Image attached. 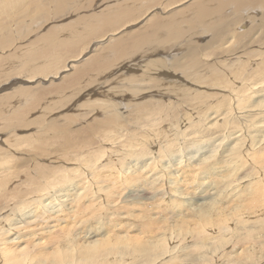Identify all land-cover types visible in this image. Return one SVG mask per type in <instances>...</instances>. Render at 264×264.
I'll list each match as a JSON object with an SVG mask.
<instances>
[{
	"label": "bare ground",
	"instance_id": "bare-ground-1",
	"mask_svg": "<svg viewBox=\"0 0 264 264\" xmlns=\"http://www.w3.org/2000/svg\"><path fill=\"white\" fill-rule=\"evenodd\" d=\"M30 1L31 0H0L1 51H5L7 48L10 49L15 44H13L15 40L12 37L6 36L5 34L9 32L8 30L12 32L11 23L13 21L16 22L18 19L17 17H20L18 20H22L21 16H25V18L27 16L28 18L33 14V16L47 14L45 16L47 18L48 13H50V4H47V2H52L51 4L54 3L59 12L63 11L66 8V5L69 3L77 4L78 0H33L32 3ZM44 1L45 4H43ZM92 1L94 0H88V4H86L89 6L88 8L97 7V2L92 4ZM153 1L150 0L148 2V0H142L138 2L140 8L144 6V9L140 13H137L139 12L137 11V7L133 9H131L132 7H128L131 9V11H128L126 6L127 9L122 7L121 9L119 8L118 11L115 10V12H113L111 15L109 14L100 16L94 23L89 24L85 34L86 36L84 38L86 41L88 39V41L91 42H93L97 37L101 38L98 40V42L103 41L107 36L110 38L109 35H115L116 32L124 28L127 24H132V19L137 17V14H140L141 16L147 15V17L151 16V11L155 7L152 5V3H156L157 5V2H160V0ZM233 1L236 4H234L236 7L235 9H241L244 8L246 1L250 0ZM257 1L264 5V0ZM176 2H181V0H170L169 5L168 2H166L168 7L166 8L169 9L173 7ZM203 3L200 5L199 3L194 5V7L197 9L196 13L194 12L196 15V21L193 22V19L195 18L193 15H191L193 16V19L189 21L190 26L188 29H186L187 31L182 30L179 25L180 22L179 24L177 22V20H180L181 18L177 19L179 16L174 14L173 16H175V19H170V30H167L164 35L161 33L160 37H164L160 40L157 36L158 39H156L159 41H153L150 39L151 41L149 43L148 40V35L154 36V34H148L152 28L154 29V32L161 30V25H158L157 21L154 20L155 22L152 21L153 23H151V26L146 27L147 31H144L145 35L147 34V36H144V32L141 30L143 34L141 37H139V39L135 37V39L133 38L129 41V38L127 37L130 43L124 40L121 41L123 36L122 38L120 37L121 40L117 38L118 41H114L110 44L109 49L112 51H107V55L110 57L113 53H116L118 55L115 57L113 56L116 61L124 59L129 60V57L134 53H139V55L142 56L140 52L145 48L146 45H150V49L154 54L160 52L165 53L164 56L166 61H169L171 57H174L172 59L174 61L171 65L168 64L169 62L167 63L160 60H153L152 63H150V61L147 63V65L150 63L148 67L143 68L144 65L140 66V63L146 64L148 61L144 60L143 58L142 59L144 61L142 62L126 65L127 69L133 68V66L137 67L136 71L139 74L137 75L139 79L133 77L132 83L129 85L130 87L128 86L130 90H134L132 87H135L141 89L143 93H155L156 96H159L160 94H163L167 91L169 93L179 94L178 91L184 90L186 92H190L193 95L192 98L194 100H198L200 102L204 101L206 98L205 92L195 95V88L193 87L177 88V80L179 79L178 77L172 78L176 80L174 82H171L170 79L165 80L163 83L159 82V73H165V75L168 76V73H170L169 67H172L173 73L182 72L187 79L192 81V86L194 87H200L199 85H219L215 86V89L228 91L230 94L236 95L237 97L235 99L234 105H229V107L221 109L220 112L211 111L207 117L206 123V127L210 128L212 125L222 122L219 124L220 129L218 131L221 134L218 136V138H214L213 140L223 141V139L227 136L234 142L232 148L223 150V154H220L216 159H213L211 156H207L197 161L198 152L194 151L188 156L177 160L176 162H170V155L164 148V145H161L162 147L156 149L152 147L154 142H150L148 137H145L142 140V151L136 148L131 149V143L129 140H125L122 143L123 147L125 148L124 150L114 149L113 147H110L109 150H104L101 148H95L92 139H89V143L85 146L87 150L92 151H90V155L88 157H86V155L85 158L82 155L84 150H79L76 153L78 148L77 146L79 145L75 141H68L62 145V147L64 148V152L70 147L67 151L69 155L68 157H70V159H56L53 162H50L51 166H49L53 169L52 172L49 170L43 171L41 174L34 173L35 176H32L30 180L28 179L29 182L28 180L25 181L28 183V185L31 184L32 187L30 186V189L24 193L21 191L19 196H15L18 197L17 200L7 202L8 199H4V196H8L7 193L4 192L2 195L1 204H4L5 206L0 209V264H135L137 262L143 261L144 259H147L150 262L149 264H154L160 260H163V262L168 261L169 257H173L175 260L180 259V257L183 255L182 252L185 251V248L195 249L197 255L202 259V261H204L214 252L220 250L226 245L227 238L225 232H227L231 227L240 228L246 233H249V229L264 230V205L262 204L263 196L254 193L259 191L256 184L257 181H250L247 183V185L241 187L243 179L250 180L255 178L252 174L253 171L256 172L255 168L259 169L257 176H260L264 179V137L263 139H259V134H264V102L261 101V95L258 90V78L256 71L252 73L248 79H245L244 75L247 72V70L245 71V63H237L239 66L235 67L231 72L232 67L236 65L235 63L222 60L223 62H218V64L217 62H214V64H203L201 62V53L198 54L199 51L206 50L210 45H218L219 48L225 46V51L228 50V52L233 51L236 52L235 54H242L241 57L244 58V56L249 53L246 51L248 45H255L259 42L257 39L254 42H251L257 25L256 23L255 25L252 24V27H247V30L241 32L242 34L235 32L233 29L235 28V25L244 18V14L238 15L231 20L227 17L230 21H226V23L223 25V28L217 23V21L213 22V24H210V19H218V16L212 15L210 9L208 8V5L210 6V4H205L207 6L206 7ZM119 6L120 5H118V7ZM212 6L214 7V5ZM161 8H165V6ZM135 11H137V14ZM184 11V15L188 14V11ZM237 11L241 10H236V12ZM233 12H235V10ZM158 14L159 12H156L152 17H155V15ZM147 17L145 19H147ZM189 18L190 17H188V19ZM186 19L183 18V21H181L184 22ZM45 21L46 20L44 19V22ZM136 21L138 22L137 19ZM163 22V24H165V21ZM29 23L25 24L29 26L31 25V23ZM165 27L168 28V26ZM209 33H211V35L213 34V37H211V39L206 44L204 43L206 49L199 47L200 45H198L197 48H194V46L193 49L196 50H193L191 49V46L190 49L192 51L188 52L190 57L185 55L188 58L184 57L182 60L176 61V59H179L176 58L179 55V51L177 52L178 47H176L178 44H182V41L184 43L190 36H192V39L194 37L196 38L201 36V34L208 35ZM244 33L246 34L244 35ZM230 34L237 42L236 47H233V45L231 47L227 46L229 43L227 38ZM78 36H76V38H78ZM18 37L20 38V36ZM45 37L46 41L44 42L46 47H44V49H47L46 54L53 53L50 51V48L53 50L57 49L54 51L56 54H51V56L54 55V63L53 65L51 64L47 66L48 62L46 61L43 65L44 69L42 68L43 70L40 72L36 71V68L39 67V65L37 67L33 66L32 69H34V72L31 70V79L35 78L38 74H42L43 77L45 76L47 79L54 76L58 77L64 72V69L67 71V69L71 67V64L69 65L66 63V60H73L71 59L72 57H67L66 60H63L61 55L66 54L67 52H72V56L74 55L78 57L84 53L86 54L87 51L91 50L92 48L91 44L84 50L78 51V54L75 55V53H73L75 52L76 48L75 43L71 41L65 43V39L63 40L60 35L55 36V34L51 35V33ZM59 38L62 41H59ZM244 38L248 39L247 44H243L242 41ZM74 39H72V41ZM59 43L67 45V49L66 46L62 49V46L61 51H59ZM128 46L130 48H127ZM70 54H66V56H70ZM143 54V56H146L147 58L150 57L145 51ZM210 55V51L206 50L204 56ZM218 55L221 56L220 53H218ZM98 57L101 58L103 55H99ZM39 58L40 54L38 55V59ZM47 59H49V57ZM218 59L220 60V58ZM28 60H23L20 63H24V66H28L26 65L29 63ZM30 60L32 61V59ZM91 61L95 62L93 63L94 67L92 69L96 73L102 71L100 72L102 74L106 72V70H103L104 67L107 68L108 64H112L108 63L107 66L104 64L100 65L99 63L101 61L99 62L98 59L97 61L93 59ZM72 62L75 61L73 60L71 63ZM103 62L107 63V61ZM61 63L65 68L62 67L63 69H60L61 72L58 70V68H56L55 70H57V72H54L55 75H50L51 70L49 71L48 69L53 68L54 65L57 67L58 65H61ZM111 66L108 67L110 68ZM83 68L80 69L81 72L83 71ZM124 68L125 67L123 66L122 69ZM191 69L194 70V74L191 73ZM223 69L230 71V76L223 75ZM14 70L16 69L14 68L12 71ZM131 70H125V72H131ZM84 72L80 74L81 76L78 77L79 79H74L76 76L73 77L71 83L69 82V85L71 84V87L89 86V82L84 85H82L83 83L81 84L80 79L83 78L82 76H85V73H88ZM21 73L22 72L16 73V75L20 74L17 76V78L22 76ZM100 73L97 74V76L100 77L97 81L102 84V82H106L108 78L102 76ZM116 73L117 71L115 74ZM140 73L143 74L141 75ZM250 73L251 71L247 72V74ZM2 78L4 79L3 75L0 74V80ZM23 78L25 79V77ZM29 80L26 81L29 83ZM241 80L242 83H244L241 87L234 85L235 82H240ZM7 81V79L0 81V89L9 86V84L6 83ZM158 83L161 85V87L159 89H155L154 84L158 85ZM105 85L110 86L113 84L108 85L107 82ZM173 88L177 89L172 90ZM227 88H229L230 91ZM60 89L62 91L65 90L61 87V85ZM94 89L95 88H92L89 91L86 89V94L91 95L94 92H97L96 90L94 91ZM116 89L118 88L111 87V89L108 90L111 92L114 91V94L113 96L110 95V97L107 99H94L93 103L98 106V108H95L94 105L90 108L91 112H93H90L92 114L91 117L96 116L97 113L94 112L95 110H97V112L100 111L102 114L107 112L105 108H110L112 110V113L110 112L112 115L108 116L106 119H110L115 122L113 124L119 122V118L117 116H119V114H124V112H122L123 110L120 109L125 97L129 94H118L116 93ZM149 89L151 90L150 92H148ZM250 91L252 92V96L250 94L245 95ZM20 93H22L26 99L29 97L28 90ZM62 93L64 94V92ZM93 96L94 95L91 97ZM149 96L152 98L153 95L149 94ZM31 97L29 98L31 99ZM42 98L43 97L41 95L36 96L35 102L37 105ZM153 100L148 102L149 107H151L152 104V106H156L157 104L161 103L157 100ZM88 103L84 105L85 108H87ZM125 107L129 108V105ZM233 115H235V118L241 124L233 128H226L224 126L226 120ZM81 116H78L79 120ZM180 120V124H183L184 122L188 121V117L182 114ZM177 124L179 123L172 124L171 127L175 130V132L170 136H167L166 139H175L179 136V125ZM241 127L242 129H240ZM69 129H71L69 126H64L61 129L62 131L60 130L64 135L65 140L72 136ZM57 131L59 133V128ZM57 131L55 130V132ZM97 132L103 134V130H97ZM58 135L56 136L58 137ZM62 136L59 137L61 138ZM78 136L81 138L85 135H83V132L81 131L78 133ZM104 137L106 141H110L111 143H117V140L121 139L120 136L116 135H104ZM49 139L47 138L48 141L51 140ZM164 140L165 139L163 137V141L160 140V143L164 142ZM209 140L211 139L205 141ZM256 140L260 141L261 145L253 146ZM44 142L46 141L44 140ZM203 142L204 141H201V143ZM231 144L232 143H229L228 146ZM89 145L92 146H90L88 149L87 147ZM236 145H238L239 148L235 147ZM247 145L249 146L246 149H243ZM223 148H226V146ZM70 149H72V151ZM34 150L36 151V149ZM44 152L48 155L46 151ZM226 153H228V155L225 156ZM60 154L62 153L60 152ZM170 154L177 155L178 150L173 148L171 149ZM34 157L35 159L37 158L36 156ZM26 160L27 159H25V161ZM55 163L66 164L68 167L59 165L55 166V168L53 166ZM4 164H7L6 161ZM14 167H16L15 172L17 173L18 169L22 166H20V164L18 165V163H15ZM3 168L4 167H2V169ZM242 170L244 171V174L241 173ZM7 174H0V192H3L4 188L13 181V175L11 174L9 177ZM22 176L25 177L24 175ZM200 186H206L207 190L202 192V196L199 198V200L202 202L198 203L194 208H192V206L188 203V199L197 196V191L195 189ZM241 192L242 194L248 195H245L240 199ZM153 194H155L157 197L167 194L177 196V200L185 202L183 207L187 211L177 212V207L169 206V204L174 202L163 201L158 198L151 197ZM165 202L169 204H165ZM191 203L193 204V202ZM174 214H176L177 219L170 223L171 216ZM203 228H207L209 232L206 233ZM109 231H115L114 235L105 234ZM75 239L82 241L83 243H76L74 242ZM243 243H249L246 237L243 238ZM237 244L238 242H235L234 247H236ZM192 245L195 247L191 248ZM252 245L254 247L262 248L264 246V236L258 239ZM164 256H166V258L162 259ZM223 258L224 254L220 255L217 258L218 260L216 261V264H222L224 260Z\"/></svg>",
	"mask_w": 264,
	"mask_h": 264
},
{
	"label": "rangeland",
	"instance_id": "rangeland-1",
	"mask_svg": "<svg viewBox=\"0 0 264 264\" xmlns=\"http://www.w3.org/2000/svg\"><path fill=\"white\" fill-rule=\"evenodd\" d=\"M32 1L33 0H31L30 2L32 3ZM94 1H92V4H95L97 2V7H95V8L94 7L88 8L89 6L86 5V4H88V0H78L77 4L69 3L66 5V8L63 11H59V12H58V8L55 7L54 3H53L54 5H53V4H51L52 2H47V4L49 3L51 5V6L49 5L50 13H48L47 18L45 17L47 14L37 15L38 17L33 16L34 15L33 14V15H30L28 18H27V16H26V18H25V16H21L22 20L21 19L18 20L20 17H17L18 21L16 20V22L13 21L11 23L12 32H10V30H8L9 32L7 34H5L6 36L12 37L15 40V42H13V44L14 43L15 44L10 49L5 48L6 49L5 51L0 50V64H1L0 65L1 66L0 67V74L3 75V77H4V79L2 78L0 81H4L7 79L8 81L6 83L9 84V86L6 85L7 87H3L0 89V98H1L0 99V128H1L0 129V140H1L0 141V174L6 175L8 173L7 175L9 177L12 174L13 175V177H12L13 181L11 180L12 182H10L8 184V186L4 188V191L0 192V196H1L0 197V204L2 203L1 200H2V195L4 194V192L7 193V195H8V196H4V199H6V198L8 199V200L6 199L7 202L8 201L12 202L14 200H17L18 197H15V196H19L21 194V191H22V193H24L30 189V186L32 187L31 184L28 185V183L25 181H27L28 179L30 180L32 178V176H35V174L43 173V171H49L50 170V172H52L53 169L50 167L51 166L50 162H53L56 159H58V160L59 159H61V160L70 159V157H68L69 155L67 152L70 147L65 152H64V148L62 147V145H64L68 141H75L79 145L77 147L78 148L80 147L79 149L77 148L76 153L79 150L80 151L84 150L82 152V155L85 158V156L87 155L86 157H88L90 155L89 152L92 151V150H87L86 146H85L86 144L89 143V139H92L95 148H101L104 150H109L110 147H113L114 149H118V150H124L125 148L123 147L122 143L125 140H129V142L131 143V149L136 148V149L142 151V145H143L142 140L145 137H148L150 139V142H154L152 147L159 149L160 147H162L161 145H164V148L168 151V153L170 155L169 156L170 162H176L177 160H179L185 156H188L189 154H191L194 151L198 152L197 161H199L202 158L207 157V156H211L213 159H216V158H218V156L220 154H223L222 153L223 150H228V149L232 148V146L234 145V142L232 139H230L227 136L223 139V141H214L213 140L214 138H218V136L221 134L218 131L220 129L219 124H221L222 122H218V123L212 125L210 128L206 127V123H207V117L209 116L211 111L220 112L221 109H223L225 107H229V105H234L235 99L237 97L236 95L230 94L228 91L215 89V86H219V85L202 86V85H199L197 83L200 87H198V86L194 87V86H192V81L190 79H187L186 76L182 72L173 73L172 67H169L170 68L169 72L171 74L168 73V76H166L165 73H159V76H158L159 82L163 83L167 79H170L171 82H174L176 80H174L172 78L178 77L179 79L177 80V82H178L177 88L178 87L179 88L180 87L181 88L193 87V88H195V93H194L195 95L198 93L205 92L206 98L204 101L200 102L198 100H194L192 98L193 95L190 92H186L184 90L178 91L179 94L169 93L167 91V92H164L163 94H160L159 96H156L155 93H143V91H141V89L135 88V87H132V88H134V90H130L128 88V86L132 83L133 77L139 79V77L137 76L139 74L136 71L137 67L131 65V66H133V68L127 69L126 65L136 64V63L142 62L144 60H148V61L146 62V64L140 63V66L144 65L143 68L148 67L149 64L153 62V60H160L162 62L164 61L167 63L169 62L168 64L171 65L174 61V60H172L174 57L173 58L171 57V59L169 61H166L165 56H164L165 53L160 52L161 54L160 53L154 54L153 51L150 49V47H151L150 45H146L145 48L140 52V54H142V56H140L139 53H134L132 56L129 57V60L124 59V60H117L116 61V59H114V57L118 55L116 53H113L110 56L111 58L109 57V55H107L108 52L111 50V49H109L110 44L114 41L115 42L118 41L117 38H119V40H121V38L123 36V39L121 41L124 40L126 42H129L133 38L135 39V37L139 39V37H141L143 32L146 30V27L151 26L152 25L151 23H153L152 21H154V20L157 21L158 25H161V30H159L158 32H154V29L152 28V30L150 32H148V34H154V36L148 35L149 43L151 40H153V41L157 40L158 37H159V40L164 37V36L160 37V35H161V33L164 35L167 30H170L169 24L171 23V20L175 19L174 18L175 16H173L174 14H177L176 16H179V17H177V19L181 18L180 20H177V19L176 20H177L178 24L180 22L179 25L182 28V30L187 31L186 29H188V27L190 26L189 21L193 19L192 18L193 16L195 18V19H193V22L196 21L195 13H196L197 9L194 7V5H197V3H199V5L202 4L203 2H204L203 3L204 5L205 4L207 5V3L210 4V6L208 5L210 12L212 13V15H217L218 19L215 18V19H210V21L209 20L208 21L210 22V24H213V22L217 21V23L220 24L222 28H223V25L226 23V21H230L231 19H234L236 16L244 14V16H243L244 18L241 19L239 21V23H237L235 25V28L233 30H235V32H238V34H240L242 31L247 30V27L250 28V27H252L251 26L252 24L255 25V23H256V25H257L256 30H255V33L253 35V39L251 40V42H254L256 39L259 40V42H258V44L256 43L255 45H248V48H246V51L249 53L246 54L244 56V58H242L241 57L242 54H235L236 52H233V51L228 52V50L225 51L224 50L225 46L222 48H219L218 45H210L206 49L204 43L206 44L211 39V37H213L212 36L213 34L211 35V33H209L210 35L209 34L208 35L207 34H203V35L201 34V36H198L196 38L194 37L192 39H191L192 36H190L189 38H187L188 41L186 40L184 43L182 41V44H178L176 46V47H178L177 52L179 51L178 52L179 55L176 57L179 59H176V61L182 60V58H184V57L188 58L186 56L190 57L188 52L192 51L191 49H193L194 46H195L194 48H197V46L200 45L199 47H203L206 50H209L211 53L210 56H204L206 50L198 52V54L201 53V59H202L201 62L203 64H206V63L207 64H209V63L214 64V62H217V64H218V62H221L222 60L230 61V62L236 64L235 66L232 67V69H231V72H232L235 67L239 66L238 64L245 63L246 64L245 65V71L246 70H247V72L251 71V73L247 74V72H246V74L244 75V78L248 79L250 77V75L256 71V75L258 78V90H259L260 95H261V101L264 102V95H263V92H264V17H263L264 16V14H263L264 13V5L261 4L260 2H258L257 0L246 1V3L244 4V8H241V9H235L236 7L234 6L235 3L233 0H221V2H220V0L219 1L218 0H209L211 3L208 0H197V2H196V0H185V2H184V0L183 1L181 0V2H176L175 5L169 9H167L168 7H167L166 2H168V5H169L170 0H168V1L166 0V2H165V0H160V2H157L158 3L157 5H156V3L153 4L154 1L151 0V1H153V3L151 2L152 5H154L155 7L151 11L152 12L151 16L147 17V15H143L144 18L140 14H137V13L142 12V10L144 9V6L140 8V6L138 4V2H140L142 0H139V1L138 0L137 1H134V0H98V1L94 0ZM149 1L150 0H148V2ZM155 1H157V0H155ZM219 2H220V4H219ZM180 3H181V5H180ZM216 3H217V5H216ZM43 4H45V1ZM227 4L229 5V7ZM247 4H250V5H247ZM118 5H120V6L118 7ZM190 5L191 6L193 5V6L191 7ZM212 5H214V7ZM126 6H127V8L132 7L131 9L136 8V7L138 8L137 11H139V12L135 11V13L137 12L136 13L137 17H134V19L136 18L138 20V22L136 21V19L135 20L132 19L133 22L135 21L136 23L132 22V24H131L129 21L130 24H127L124 28L120 29L118 32L115 33V35H109L110 38L107 36L103 41L98 42V40L101 39L98 37L93 42L88 41V39L86 41V39L84 37L86 36L85 34L87 32L89 24L94 23L102 15H109V14L111 15L113 12H115V10L118 11L119 8L121 9L122 7H125V9H127ZM163 6H165V8L166 7L167 8L166 9L161 8ZM212 7L214 8V10ZM226 7H227V9H226ZM155 8L156 9L159 8V9L156 10ZM191 8H192V11H191ZM66 9H68V10H66ZM131 9L128 8V11H131ZM243 9H245V10H243ZM110 10H111V12H110ZM184 10L188 11L189 16H188V14L184 15V12H185ZM234 10H235V12H233ZM236 10H241V11L236 12ZM156 12H159V14L155 15V17H152L153 14H155ZM241 12H242V14H241ZM238 13H240V14H238ZM186 15L188 17H190L191 19L190 18L188 19V17ZM191 15H193V16H191ZM91 17H93V18H91ZM146 17H147V19H145ZM43 18L46 20L45 22H44ZM183 18H185V19L187 18L186 20H184L185 23L182 22ZM245 18H246V20H245ZM39 20H43V21H39ZM244 20H245V22H244ZM37 21H38V23H37ZM163 21H165L166 25L163 24L164 23ZM166 21H167L168 25H167ZM21 22H22V24H21ZM29 22L31 23V25H29V26L26 25ZM149 23H150V25H149ZM162 24H163V28H162ZM164 25L168 26V28L165 27ZM242 27H244V28H242ZM29 28H30V30H29ZM224 29H226V28H224ZM47 31L48 32L50 31V32L48 33ZM56 32H58V33H56ZM145 32H144V36H147V34L145 35ZM203 32H204V30H203ZM26 33H27V35H26ZM50 33H51V35L55 34V36L60 35L63 40L65 39L64 40L65 43L70 42V41L75 43L76 48H75V52H73V53H75V55L78 54V51L84 50L85 48H87L91 44H92L91 45L92 48H91V50L87 51L86 54L84 53L78 57L74 56V55L72 56V52L66 53V54L71 53L70 56H68V55L66 56V54L61 55V58H63V60L64 59L66 60L67 57L68 58L72 57L71 59H73L75 62L71 63V61H73V60L69 61L70 59H67L66 63H68L69 65L71 64V67L68 68L67 71H65V69H64V72L62 74L60 73L61 75H59L58 77L54 76L55 73L57 72V70H55V69L58 68V70L60 71V69L65 68L62 65V63H61V65H58L57 67H56V65H54L53 68L48 69L49 71L51 70L50 75H52L54 77L47 79V78H45V76L43 77L42 74H40V75L38 74V75H36L35 78L31 79V77H32L31 72L32 71L34 72V69H32L33 66L37 67L39 65V67L36 68V71L40 72L41 70L44 69L43 65L45 64L46 61L48 62L47 66H49L51 64L53 65V63H54V60H53L54 55L51 56V54H56L54 51H56L57 49L53 50L50 48V51H52L53 53H47V54H46L47 49H44V47H46L45 42H44V41H46L45 36H47ZM108 33H112V32H108ZM100 34H99V36H100ZM245 34L246 33H244V35ZM18 36H20V38ZM76 36H78V38H76ZM127 37L129 38V41H128ZM74 38H76V39H74ZM72 39H74V40L72 41ZM227 39L229 40V43L227 46H229V47H231L232 45H233V47L237 46V42L231 34L229 35V37ZM58 40L62 41L60 38ZM159 40H157V41H159ZM213 42H215V41H213ZM242 42H243V44H247L248 39L244 38ZM108 45H109V47H108ZM65 46L67 49V45L59 43L58 48H60V49H58V50L61 51V47L63 49V48H65ZM174 46H175V44H174ZM191 46H192V48L190 49ZM127 48H130V47L128 46ZM179 49H181V50H179ZM193 50H196V49H193ZM59 51H57V52H59ZM144 51L150 56L149 58H147L146 56H143ZM103 52H104V54H103ZM111 53H109V54H111ZM185 53H188V54H185ZM218 53H220L221 56H219ZM39 54H40V58L38 59ZM99 55H103V57L99 58L98 57ZM48 57H49V59H47ZM239 57H241V58H239ZM45 58H46V60H45ZM218 58H220V60ZM30 59H32V61ZM92 59L95 61H97V59H98L99 62L101 61L99 63L100 65L104 64L107 66L108 63H112L110 65L108 64V66L112 65L110 68L108 66H107V68L104 67L103 70H106V72H104L103 74L100 73L102 71L99 72L102 76H105L108 78V80L106 82H102V84H101L97 81V80H99L100 77L97 76V74H99V73H96L92 69L94 67L93 63H95V62L91 61ZM23 60H25V61L28 60L29 63L26 64L28 66H24V63H22V64L20 63ZM103 61H107V63H104ZM149 61H150V63L147 65V63ZM17 64H18V66H17ZM72 64H73V66H72ZM117 64H118V66H117ZM248 64H249V66H248ZM123 66L125 67L124 69H122ZM13 67L16 70L12 71L14 69ZM83 67H85V68H83ZM23 68H25V69H23ZM45 68H47V67H45ZM81 68H83L82 72L80 71ZM86 68H87V70L89 68L90 71L88 70L89 71L88 72L86 70ZM125 70H127V71L131 70V72H125ZM84 71L88 72V73H85ZM116 71H117V73L115 74ZM20 72H22L21 73L22 76L17 78V76H19L20 74L16 75V73H20ZM83 72L85 73V76H82L83 78L80 79L81 84L83 83L82 85H84V84L89 82L88 84H90L89 85L90 87L89 86H78V87L73 86V87H71V84L69 85V82L71 83V80L75 76H76V78H74V79H77L78 77H80L81 76L80 74H82ZM124 73H127V74H124ZM191 73L194 74L193 69H191ZM222 73L225 76H230V71H228L226 69H223ZM6 74H10V75H6ZM140 74L142 75L143 73H140ZM5 76L6 77L9 76V77L6 78ZM23 77H25V79ZM26 80H29L30 82L28 83ZM8 82H10V83H8ZM107 82H108V85H110V84H113V85H110V86L105 85V83H107ZM243 84L244 83H242V80H241L240 82H235L234 85L241 87ZM60 85L65 90L62 91L60 89ZM220 86H222V85H220ZM111 87L112 88H118V89H116V93H118V94H127V93L129 94L125 97V100H124L123 104L121 105L120 110H123L122 112H124V114H119V116H117L119 118V122H117L116 124H113L115 122H113L112 120L106 119L108 116L112 115L111 114L112 110L110 108H105L107 110V112L106 113L104 112L102 114L100 111L97 112V110H95L94 112L97 113L96 116L91 117V115H92L91 113H93V112H91L90 108L93 105L95 108H98V106H96L93 103L94 99L95 100H97V99L104 100V99H107L108 97H110V95L113 96L114 91H112V92L108 91L111 89ZM154 87H155V89H159L161 87V85L159 83H158V85L154 84ZM92 88H95L94 91L96 90L97 92H94L91 95L86 94L87 90L89 91ZM177 88H173L172 90H175ZM143 89H148V88H143ZM227 89L230 91L229 88H227ZM27 90L29 91V97L32 96L31 99L29 97L26 99V97H24V95L22 93H20V92L27 91ZM38 90H39V92H38ZM150 91L151 90L149 89L148 92H150ZM62 92H64V94ZM149 94L153 95L152 98L149 96ZM249 94L251 95L252 92L250 91L245 95H249ZM37 95H41L43 97L41 99V101L38 103V105L35 102ZM92 95H94V96L91 97ZM241 95H244V94H241ZM151 100H153V101L157 100L161 103L157 104L156 106H152L153 104L151 102L152 105H151V107H149L148 102ZM88 101H89V103H88ZM87 103H88L87 108H85L84 105ZM90 104H92V105H90ZM127 105H129V108L125 107ZM24 107H26V108H24ZM103 114H106V115H103ZM182 114L186 115L188 117V121L184 122L183 124H180V121H181L180 118H181ZM78 116H81L80 120H79ZM17 122H19V123H17ZM75 122H76V124H75ZM176 123H179V124H177V125H179L178 126L179 136L175 139H166L167 136H170L172 133L175 132V130L172 129L171 126H172V124H176ZM111 124H113V125H111ZM240 124L241 123L235 118V115H233L226 120L224 126L226 128H233L235 126H239ZM53 126H55V127H53ZM64 126H66V127L69 126L71 128L69 130H70L72 136L69 137L67 140H65L64 135L61 133V131H62L61 129ZM58 128H59V133L57 131ZM240 129H242V127ZM55 130L57 132H55ZM97 130H103V132H102L103 134H100L99 132H97ZM66 131H68V130H66ZM81 131L83 132V135H85V136L80 138L78 136V133H80ZM49 132H51V133H49ZM58 134H60V135H58ZM53 135H55V136H53ZM56 135H58V137L62 136V135L63 136L61 138L60 137L58 138ZM104 135H116V136H120L121 139L117 140V143H111L110 141L105 140ZM163 137L165 140H164V142L160 143V140L163 141ZM263 137H264L263 133L259 134V139H263ZM47 138L48 139L50 138L51 140L49 139L50 141H48ZM52 139H53V141H52ZM208 139H211V140L205 141ZM44 140L46 142H44ZM61 140H64V141H61ZM201 141H204V142L201 143ZM7 142H9V143H7ZM229 143H232V144L230 146H228ZM44 144H45V146H44ZM92 145H89L87 148L89 149V147ZM238 145H236L235 147L239 148ZM254 145L259 146V145H261V142L256 140V142L253 144V146ZM263 145H264V143H263ZM224 146H226V148H223ZM248 146L249 145H247L243 149H246ZM33 148L36 149V151ZM50 148H51V150H50ZM173 148H176L178 150L177 155L170 154V151ZM40 149L43 151V153ZM37 150H38V152H37ZM70 150L72 151V149H70ZM70 150H69V152H70ZM44 151H46L48 153V155ZM60 152L62 154H60ZM37 153H39L40 155ZM34 154H36V155H34ZM31 155L36 156L39 160L37 158L35 159V157L34 156L32 157ZM226 155H228V153H226L225 156ZM25 159H27V160L25 161ZM5 161L7 164H4ZM15 163L16 164L18 163V165L20 164V166H22L18 169L17 173L15 172V168H16V167H14ZM59 165H64L65 167H68V166H66V164H59V163L58 164L55 163L53 166L55 167V166H59ZM2 167H4V168L2 169ZM73 167H74V165H73ZM48 168H51V169H48ZM255 171L256 172L253 171V173H252L253 177H255V178H252L250 180L243 179L241 187L247 185V183H249L250 181H257L256 184L258 186L259 191L254 192V193L263 196L262 204L264 205V179L260 176H257V173L259 171L258 168H255ZM11 172H13V173L15 172L14 174H17V175H14ZM241 173L244 174V171L242 170ZM22 175H24L25 177H23ZM15 176H17V177L19 176V177L17 178ZM0 180H1V178H0ZM29 180H28V182H29ZM195 190L197 191V196H195L191 199H188V203L192 206V208H194L198 203L202 202L201 200H199V198L202 196V192L207 190V187L206 186H200ZM241 190H242V188H241ZM252 193H250V194H252ZM245 195H248V194H242V192H241L240 199L242 197H244ZM151 197L158 198V199L163 200V201H169V202L176 203L177 205L174 203L169 204V203L165 202V204H169V206L177 207V212H179V211L186 212L187 211L183 207V204L185 202H183L181 200H177V196H172V195L167 194L164 196L157 197L155 194H153V195H151ZM191 202H193V204ZM4 206H5L4 204H1L0 209H2ZM176 219H177V216H176V214H174L173 216H171L170 223L174 222ZM203 229L206 233L209 232V230L207 228H203ZM248 232L249 233H246L245 231H243L240 228L231 227L227 232H225L226 238H227L226 245L224 247H222L220 250L214 252L210 257H208L204 261H202V259L197 255L195 249L185 248V251L182 252L183 255L180 257V259L175 260V259H173V257H169L168 261L163 262V260H160L154 264H216V261L218 260L217 258L222 254H224V258H223L224 260H223L222 264H264V246L262 248H260V247H254L252 245L258 239H260L264 236V230L263 229H259V230L258 229H255V230L249 229ZM114 233H115V231H109L108 233H105V234L106 235H110V234L114 235ZM245 237L247 238V240L249 242L248 244L243 243V238H245ZM74 242L83 243L82 241H79L77 239H75ZM235 242H238L236 247H234ZM193 247H195V246L192 245L191 248H193ZM113 251H111V252H113ZM187 251H189V252H187ZM165 258H166V256L162 257V259H165ZM149 263L150 262L147 259H144L143 261L137 262L135 264H149Z\"/></svg>",
	"mask_w": 264,
	"mask_h": 264
}]
</instances>
